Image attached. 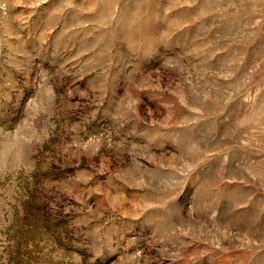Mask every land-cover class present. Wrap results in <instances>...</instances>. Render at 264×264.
<instances>
[{"label": "rangeland", "instance_id": "rangeland-1", "mask_svg": "<svg viewBox=\"0 0 264 264\" xmlns=\"http://www.w3.org/2000/svg\"><path fill=\"white\" fill-rule=\"evenodd\" d=\"M0 264H264V0H0Z\"/></svg>", "mask_w": 264, "mask_h": 264}]
</instances>
